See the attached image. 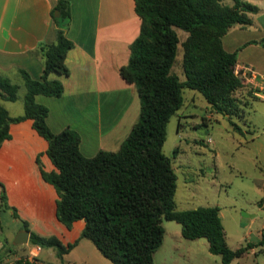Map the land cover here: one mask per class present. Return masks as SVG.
Masks as SVG:
<instances>
[{
    "label": "trees",
    "instance_id": "obj_1",
    "mask_svg": "<svg viewBox=\"0 0 264 264\" xmlns=\"http://www.w3.org/2000/svg\"><path fill=\"white\" fill-rule=\"evenodd\" d=\"M135 0V12L141 19L140 34L131 45L129 63L120 69L122 78L137 88L140 99L139 121L116 152L99 151L86 158L80 151L81 138L72 129L55 134L47 124L49 108L38 104L36 96L59 98L64 86L51 80V74L69 75L68 52L74 43L66 36L71 21L68 0H57L52 11L56 41L44 44L41 80L20 70L25 88L24 114L11 117L1 100L15 102L20 86L0 75V145L10 138L12 123L33 122L34 129L49 145L47 154L57 171L40 168L43 179L53 185L59 196L57 218L68 229L83 220L79 239L64 245L57 237L31 233L30 244L52 248L62 258L89 240L112 264H154V254L165 238L163 220L175 221L188 240L204 238L209 251L221 257L222 264H232L258 245L248 243L238 249L229 247L218 206L179 211L174 201L177 175L172 159L163 151L170 119L184 105V89L200 93L211 111L227 117L234 131L242 133L233 122L245 116V107L235 94L245 84L237 70V52H228L223 37L234 26H250L251 15L259 7L246 0ZM60 17H55V12ZM177 30L188 34L181 43ZM179 46L185 80L173 72ZM245 118V117H244ZM40 164V158H37ZM2 192L0 206L6 204ZM23 227L28 229L23 221ZM264 235V234H263ZM264 244V237L259 243ZM36 260V259H35ZM4 262L0 255V264ZM35 264L19 259L17 264ZM239 264V263H237Z\"/></svg>",
    "mask_w": 264,
    "mask_h": 264
},
{
    "label": "crops",
    "instance_id": "obj_2",
    "mask_svg": "<svg viewBox=\"0 0 264 264\" xmlns=\"http://www.w3.org/2000/svg\"><path fill=\"white\" fill-rule=\"evenodd\" d=\"M68 1L71 21L66 36L74 43L66 58L69 75H50L51 80L63 84L64 93L59 98L38 95L36 102L49 108L47 124L51 131L55 134L67 128L76 131L81 138V153L92 158L101 150L118 151L139 121L137 88L122 78L120 69L129 63L130 48L140 34L141 19L135 12V0ZM246 1L258 6L259 13L251 15L252 25L231 28L222 39L223 46L228 52H237V68L244 70L241 75L245 77L248 70H253L262 77L254 57L264 48V22H259L264 18V0ZM226 2L232 4L231 0ZM56 5L57 0H0V75L20 86L17 101L1 100L13 118L24 114L25 88L19 71L25 70L33 79L41 80L44 59L40 47L56 41L57 27L52 18ZM248 27L260 29V40L244 41L229 51L224 39L232 31ZM178 35L181 43L188 37ZM9 133L10 138L0 145V183L6 192V204L17 210L19 218L3 206L0 216L3 211L11 213L21 230L25 229L23 221L26 222L25 230L30 235L57 237L64 245L75 242L85 222L77 221L68 229L58 220L59 196L41 174V167L46 172L57 171L47 154L48 142L34 129L31 120L12 123ZM1 192L0 186V195ZM263 234L255 245H259ZM4 243L8 244V240L0 224V248ZM26 246L29 252L22 251L26 254L24 259L31 258L35 247L30 240ZM43 252L44 249L37 252L35 264L47 263L41 259ZM249 254L257 256L256 247ZM19 259L22 258L4 260L2 264H17ZM240 259L233 263L242 264Z\"/></svg>",
    "mask_w": 264,
    "mask_h": 264
},
{
    "label": "rangeland",
    "instance_id": "obj_3",
    "mask_svg": "<svg viewBox=\"0 0 264 264\" xmlns=\"http://www.w3.org/2000/svg\"><path fill=\"white\" fill-rule=\"evenodd\" d=\"M227 1V0H226ZM263 20V21H262ZM256 21H258L256 17ZM264 22L260 18L259 22ZM258 23V22H257ZM256 27L232 31L224 39L229 51L244 41L260 40ZM183 37L187 33L177 30ZM262 31V30H261ZM255 55L258 75L247 71L244 87L235 96L247 103L245 118H234L242 133L234 131L227 117L211 111L197 91L184 89V105L167 126L163 153L172 159L177 175L176 209L199 207L220 209L226 240L230 248L248 243L257 244L264 233V48ZM252 50H249V52ZM183 49L179 46L173 72L185 80L182 69ZM241 73L243 69L237 68ZM255 73V74H254ZM244 76V75H241ZM0 224L8 244L0 248L4 260L26 258L29 247L14 245L21 225L11 213L3 211ZM165 238L154 254V264H222L221 257L209 251L206 239L188 240L181 234V225L163 220ZM26 250V254L24 252ZM258 254H247L239 261L255 264L264 261V244L256 247ZM258 257V259H256ZM44 264H112L87 239L62 258L55 250L44 249ZM234 264V263H232Z\"/></svg>",
    "mask_w": 264,
    "mask_h": 264
},
{
    "label": "water",
    "instance_id": "obj_4",
    "mask_svg": "<svg viewBox=\"0 0 264 264\" xmlns=\"http://www.w3.org/2000/svg\"><path fill=\"white\" fill-rule=\"evenodd\" d=\"M55 17H60V13L58 11L55 12ZM30 232L28 230H21L18 235L16 236L14 240V245L19 246V245H26L29 243L30 240Z\"/></svg>",
    "mask_w": 264,
    "mask_h": 264
},
{
    "label": "built area",
    "instance_id": "obj_5",
    "mask_svg": "<svg viewBox=\"0 0 264 264\" xmlns=\"http://www.w3.org/2000/svg\"><path fill=\"white\" fill-rule=\"evenodd\" d=\"M242 77H244V76H242ZM245 78V77H244ZM41 250V248L40 247H38V246H35L34 247V251L31 253V258H27V261L28 262H33V261H35V258H36V254H37V252H39ZM25 264H28V263H25Z\"/></svg>",
    "mask_w": 264,
    "mask_h": 264
}]
</instances>
